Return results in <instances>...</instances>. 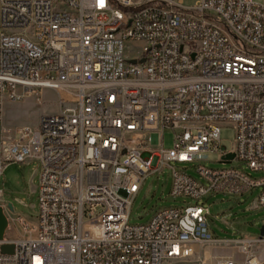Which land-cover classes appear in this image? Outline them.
Returning a JSON list of instances; mask_svg holds the SVG:
<instances>
[{
    "label": "built area",
    "instance_id": "1",
    "mask_svg": "<svg viewBox=\"0 0 264 264\" xmlns=\"http://www.w3.org/2000/svg\"><path fill=\"white\" fill-rule=\"evenodd\" d=\"M259 1L0 0V123L6 103L59 95L58 111L37 129L2 126L0 177L10 164L36 161L44 186L35 226L13 215L19 238L0 241V264H264L254 251L264 237H214L200 205L129 224L144 181L165 168L175 198L259 189L264 208V178L204 165L210 154L223 165L234 154L230 164L264 173ZM225 124L235 130L231 151L221 146ZM172 164H197L207 185ZM3 245L14 253L2 254ZM218 248L242 259L206 252Z\"/></svg>",
    "mask_w": 264,
    "mask_h": 264
},
{
    "label": "rangeland",
    "instance_id": "2",
    "mask_svg": "<svg viewBox=\"0 0 264 264\" xmlns=\"http://www.w3.org/2000/svg\"><path fill=\"white\" fill-rule=\"evenodd\" d=\"M184 7L192 8L200 0H180ZM264 5V0L259 1ZM139 50L127 51L128 57H133ZM62 96L70 100L65 94ZM43 101L39 104L35 97H29L21 102L6 103L1 115L0 135L2 126L11 128L31 127L37 129L41 119L47 115L55 114L58 111L59 95L53 91H45L42 94ZM163 146L165 149L174 147V132L165 130L162 134ZM235 130L230 124H225L221 129V146L231 151L234 147ZM209 162L204 163L208 169L212 170H238L254 180L264 178V173L253 172L247 165L240 161H234L232 164L223 165L218 161V154H210ZM179 170L187 169V173L200 180L197 173V164L194 165H176ZM40 164L36 161L26 164H10L4 170L0 177V189L2 198L0 204H11L14 213L8 215L9 226L6 236L11 239L19 238V231L16 230V217L25 218L31 225L35 226L39 214L37 188L40 181ZM173 184L172 171L165 168L146 178L142 189L134 200L131 207L129 224L131 226L148 225L155 215L166 209H181L186 206L200 205L210 211L208 216V225L210 232L214 237L223 240H237L242 237L259 238L260 230L264 226V208L259 207L258 198L260 190H252L244 194L229 193H209L200 200L185 197H173L171 195ZM207 185V184H206ZM5 208V206H3ZM6 209V208H5ZM8 210V209H6ZM7 212V211H6ZM9 212V210H8ZM18 229L20 227L18 226ZM21 231V229H20ZM254 251L264 258V245L255 247ZM211 255L232 256L236 260H241L242 256L236 249H208ZM206 260L210 262L207 257Z\"/></svg>",
    "mask_w": 264,
    "mask_h": 264
},
{
    "label": "water",
    "instance_id": "3",
    "mask_svg": "<svg viewBox=\"0 0 264 264\" xmlns=\"http://www.w3.org/2000/svg\"><path fill=\"white\" fill-rule=\"evenodd\" d=\"M132 63H135L133 61ZM235 158L234 154H228L224 160L226 164H230L231 161ZM8 210L10 213H14V208L11 204H8ZM9 226V218L6 212V209L3 206H0V241H4L6 238V232ZM264 237V226L260 230V238ZM1 252L4 255H12L14 253V245H3L1 247Z\"/></svg>",
    "mask_w": 264,
    "mask_h": 264
},
{
    "label": "bare ground",
    "instance_id": "4",
    "mask_svg": "<svg viewBox=\"0 0 264 264\" xmlns=\"http://www.w3.org/2000/svg\"><path fill=\"white\" fill-rule=\"evenodd\" d=\"M89 133H98V126H89ZM44 186V177H40L39 187Z\"/></svg>",
    "mask_w": 264,
    "mask_h": 264
},
{
    "label": "crops",
    "instance_id": "5",
    "mask_svg": "<svg viewBox=\"0 0 264 264\" xmlns=\"http://www.w3.org/2000/svg\"><path fill=\"white\" fill-rule=\"evenodd\" d=\"M28 163H30V162H28ZM38 187H39V186H38ZM37 191H39L38 188H37ZM0 206H7V208H8V204L1 203ZM6 211H7V214H8V215L11 214L10 211H9V212H8V210H6ZM6 238L9 239V240H11V238L9 237V235L6 236Z\"/></svg>",
    "mask_w": 264,
    "mask_h": 264
}]
</instances>
